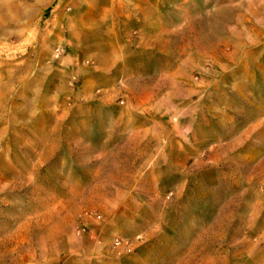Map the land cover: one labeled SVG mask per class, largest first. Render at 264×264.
<instances>
[{"label": "rangeland", "instance_id": "obj_1", "mask_svg": "<svg viewBox=\"0 0 264 264\" xmlns=\"http://www.w3.org/2000/svg\"><path fill=\"white\" fill-rule=\"evenodd\" d=\"M8 4L0 264H264V0Z\"/></svg>", "mask_w": 264, "mask_h": 264}, {"label": "crops", "instance_id": "obj_2", "mask_svg": "<svg viewBox=\"0 0 264 264\" xmlns=\"http://www.w3.org/2000/svg\"><path fill=\"white\" fill-rule=\"evenodd\" d=\"M0 1H5L3 4H1L0 5V8H1V10L3 11H7V9H6V2H7V4H8V1L9 0H0ZM11 1V0H10ZM13 1H17V0H13ZM32 1V0H31ZM8 5H11V4H8ZM25 6H26V4H24ZM21 6H23V5H21ZM24 7V6H23ZM28 18H29V16H28V14H27V12H23L21 9H20V7H19V13L17 14V16H16V19H13V18H9V21L11 22V23H14V22H19V23H21V25L22 26H24V29H22L21 31H25V29H27V25L29 24V22H28ZM4 35V33H3V31H1V29H0V37H2Z\"/></svg>", "mask_w": 264, "mask_h": 264}]
</instances>
